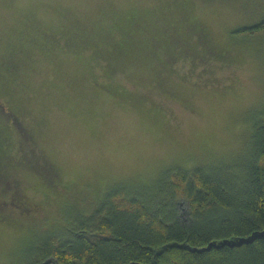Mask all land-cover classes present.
<instances>
[{
    "label": "rangeland",
    "instance_id": "1",
    "mask_svg": "<svg viewBox=\"0 0 264 264\" xmlns=\"http://www.w3.org/2000/svg\"><path fill=\"white\" fill-rule=\"evenodd\" d=\"M263 17L264 0H0V105L12 111L7 119L0 108L10 142L0 264H33L42 231L107 191L150 197L176 169L236 170L264 119V32L238 30ZM189 22L224 57L179 53L173 65L128 60L111 71L76 45L108 36L111 48L128 27L145 45Z\"/></svg>",
    "mask_w": 264,
    "mask_h": 264
},
{
    "label": "trees",
    "instance_id": "2",
    "mask_svg": "<svg viewBox=\"0 0 264 264\" xmlns=\"http://www.w3.org/2000/svg\"><path fill=\"white\" fill-rule=\"evenodd\" d=\"M181 29H158L145 45L132 41L131 27L123 31L124 40L114 41L111 48L108 36L81 37L76 45L91 47L111 71L128 60L154 59L173 65L179 53L224 57L197 23L189 22ZM238 32L246 36L263 33L264 17ZM92 42L99 44L96 50ZM9 58L5 60L8 70L10 66L15 70L17 61ZM154 77L161 85L162 70L157 69ZM0 108L9 119L11 109ZM9 145L8 133L0 129V180L6 177L3 171L8 169L9 158L4 154ZM54 174H50L51 186L58 185ZM161 186L150 197L107 191L88 210L74 205L69 223L59 224L62 229L42 231L44 236L30 249L33 264H264V236L240 245L192 251L210 242L264 231V119L253 124L245 159L236 170L176 169Z\"/></svg>",
    "mask_w": 264,
    "mask_h": 264
},
{
    "label": "water",
    "instance_id": "3",
    "mask_svg": "<svg viewBox=\"0 0 264 264\" xmlns=\"http://www.w3.org/2000/svg\"><path fill=\"white\" fill-rule=\"evenodd\" d=\"M262 236H264V231L253 232L247 237H242L238 239H224V240H220L219 242H210L207 246L202 247V248H193L192 251L201 252V251L209 250L211 247H219L225 244L230 245V246L240 245L243 243H249L253 241L255 238L262 237Z\"/></svg>",
    "mask_w": 264,
    "mask_h": 264
},
{
    "label": "flooded vegetation",
    "instance_id": "4",
    "mask_svg": "<svg viewBox=\"0 0 264 264\" xmlns=\"http://www.w3.org/2000/svg\"><path fill=\"white\" fill-rule=\"evenodd\" d=\"M25 203H27L26 201H24Z\"/></svg>",
    "mask_w": 264,
    "mask_h": 264
}]
</instances>
